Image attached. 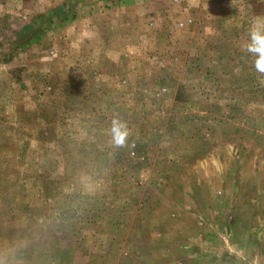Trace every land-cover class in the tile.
Instances as JSON below:
<instances>
[{"label": "rangeland", "instance_id": "1", "mask_svg": "<svg viewBox=\"0 0 264 264\" xmlns=\"http://www.w3.org/2000/svg\"><path fill=\"white\" fill-rule=\"evenodd\" d=\"M254 21L264 0H0V264H264Z\"/></svg>", "mask_w": 264, "mask_h": 264}, {"label": "clouds", "instance_id": "2", "mask_svg": "<svg viewBox=\"0 0 264 264\" xmlns=\"http://www.w3.org/2000/svg\"><path fill=\"white\" fill-rule=\"evenodd\" d=\"M241 50L254 58V68L264 74V23H252L247 33V40L241 45ZM111 143L116 148L128 147L131 130L127 122L114 118L109 130Z\"/></svg>", "mask_w": 264, "mask_h": 264}]
</instances>
